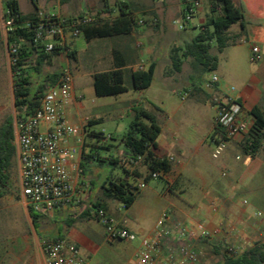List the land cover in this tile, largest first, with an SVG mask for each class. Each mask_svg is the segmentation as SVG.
Instances as JSON below:
<instances>
[{
    "label": "crops",
    "instance_id": "crops-1",
    "mask_svg": "<svg viewBox=\"0 0 264 264\" xmlns=\"http://www.w3.org/2000/svg\"><path fill=\"white\" fill-rule=\"evenodd\" d=\"M70 1L72 0L63 3V0H46V2H56L59 12L49 14L45 11V13L67 20L77 19L86 13L83 11L72 14L64 11L63 8L68 6ZM201 1L202 6L191 21L198 19L200 28L205 25L211 14L210 0ZM104 2V8L96 9L97 14L94 22L84 27L99 28L111 25L115 21V28L118 29V32L115 35L96 37L91 31L87 33L83 29V34L70 40L68 44L69 50L76 53V60L72 61L67 53L58 52L54 55L51 64V67L57 70L70 68L72 71L74 98L67 108L66 115L72 124L79 125L82 129H85L91 120L102 119L103 123L106 116H110V114H103L107 111L103 112L100 110L101 108L95 107L97 111L93 116L83 117L86 106L82 98L76 96L77 68H74L71 63L78 66L82 62V56L90 52L89 58L93 66L106 65V70L101 72L120 67L124 72L125 85L127 78L131 80L132 90L136 92L137 97L123 99L118 103L119 106L115 109L114 117L116 120L121 117L118 115L121 112L132 113L134 116L135 107H142L144 104L143 96L152 85L145 90H136L133 75L137 72V65L141 63L145 64L146 71L152 64H155L157 69L156 54L161 48V44L152 37L149 38L148 46L144 50L142 45L139 46L137 31L144 26L139 25L138 21L145 20V18L137 17L133 3L117 1L115 10L110 11L106 9L108 4L105 0ZM118 2L129 5L125 9L126 16L123 15ZM234 2L242 6L246 12L247 30L244 34L239 30L232 35L230 32L229 34L233 37L245 36L253 45L259 46L263 53V60L260 62L263 64L261 68L264 69V0H234ZM37 3L39 11L42 12L43 8L39 6L40 0ZM206 4L209 13L204 11ZM181 5H183L182 2H179L171 5L170 8L175 10L178 16H182L185 7L179 12ZM167 7V4L153 5L145 7L142 12L145 15L152 14L160 23L158 12L163 16ZM33 11L34 6L32 10L22 12L31 14ZM129 14L134 17L133 21L129 20ZM105 40H109L111 45L109 44L108 48L106 46V49H100V44ZM188 43L190 42L184 41L183 44L174 47L179 49L182 60V66L179 70L174 67V73L180 74L185 71L187 66H191L198 75L194 77L190 74L187 84H181L188 86L182 96L185 103L170 111L157 106L150 111L144 107L156 116L162 128L158 138V154L168 158L171 164L170 172L162 173L158 180H148L147 186L139 191L136 201L129 208L119 201L105 200L103 188L108 184L109 179L122 177L124 173L120 167L113 168L105 163L101 166H110L109 173L88 176L87 166L98 164L90 155L96 152L101 154L102 151L99 150L102 146L96 144L95 138L90 137L91 142L86 138L84 144H79V156L77 157L83 173L81 177L74 179V185L83 206L81 204L72 205L54 212L36 215L38 220L34 225L31 212L20 200L16 206L21 208L20 211L29 225V229L21 235L20 242L3 245L0 250V264H46L42 250V239L46 237L66 239L77 245L82 255L91 264H137L136 253L140 247L141 239L153 233L158 220L165 214L169 216V226L175 222L191 226L198 223L205 225L210 233L209 238L204 239L196 235L189 240L200 254L202 264L222 262L227 255L226 248L229 244L238 247V243L243 240L244 244H248L251 248L259 243V238L254 236L260 234L264 229V217L257 218L255 214L258 211L264 212V141L262 147L254 155H248L243 147L244 137H238L229 142L227 150L222 156L218 158L213 156L211 138L215 130L217 104L219 100L229 94L222 90L219 82L211 88L208 87L211 80L203 79L205 72L214 73L218 70V66L216 70L208 71L200 66L193 57L183 56L182 49ZM172 50L171 63L173 64ZM217 51V47L212 45V54L216 55ZM144 55L148 57L146 62H143ZM101 72L97 70L89 72L88 75L93 78V84L94 76ZM166 83L173 91H175L176 85H180L176 80L170 79H167ZM127 88V92L115 97L130 93L131 88L128 86ZM232 97L241 100L245 109L250 113L256 106L264 107V76H254L249 84ZM188 99H191L192 103L187 104ZM202 108L206 110L210 108L214 110V113L207 114ZM95 126L90 127L89 131L96 132L93 130ZM114 139L115 144L109 145L115 149V157H120L125 153L120 142L121 138L113 137ZM108 146L103 148L107 151L104 152L113 156V149L108 150ZM131 171L137 175V178H130V182L135 185L144 182L149 174L148 166L143 158H139L134 163ZM101 201L106 203L107 213L117 223L136 235L135 241L109 240L106 228L98 220L95 212V203ZM244 201H248V204H244ZM59 223L65 224V230L61 229ZM179 242L177 234L174 233L170 246L166 247L164 256L168 255L170 247L177 246Z\"/></svg>",
    "mask_w": 264,
    "mask_h": 264
},
{
    "label": "built area",
    "instance_id": "built-area-1",
    "mask_svg": "<svg viewBox=\"0 0 264 264\" xmlns=\"http://www.w3.org/2000/svg\"><path fill=\"white\" fill-rule=\"evenodd\" d=\"M185 7L181 20L174 23L179 30H185L195 14L202 6L201 0H181ZM96 14L86 12L74 20L60 16L39 13V21L33 27L35 39L46 53H69V41L83 34L82 27L94 22ZM144 25V20L138 21ZM7 35L14 31L13 23L5 19ZM27 27H32L29 22ZM11 53H17L18 45L9 47ZM263 53L259 46L252 45L250 61L260 63ZM144 63L137 65V71H144ZM55 85L45 92L40 107L31 115L16 121L14 124L15 146L20 173L21 200L33 215L54 212L57 209L79 205L81 198L75 188V177H81L83 171L77 158L79 144H84L88 134L85 129L72 124L66 111L74 98V77L70 68H62ZM219 82L217 75H212L208 87H214ZM253 116L239 100L226 96L217 104L215 130L211 138L213 156L218 158L227 150L231 140L248 135ZM217 130V131H216ZM217 132V133H215ZM102 133V132H100ZM104 140L111 139L104 133ZM102 141V142H103ZM163 172H155L151 179L158 180ZM147 182L136 185L138 190L144 189ZM248 204V201H244ZM217 211V209H214ZM96 216L106 228L111 241H135L136 235L129 229L117 223L104 209L95 208ZM257 218L264 217L263 211H258ZM169 216L163 215L157 222L153 233L141 239L136 253L137 264H202L200 254L190 243L196 235L209 238L210 233L203 223L191 226L181 222L168 225ZM176 233L179 244L170 247L168 255L164 256L173 234ZM42 250L46 264H91L85 258L80 248L66 239H42ZM246 250L236 246L226 248L227 255L240 256Z\"/></svg>",
    "mask_w": 264,
    "mask_h": 264
},
{
    "label": "trees",
    "instance_id": "trees-1",
    "mask_svg": "<svg viewBox=\"0 0 264 264\" xmlns=\"http://www.w3.org/2000/svg\"><path fill=\"white\" fill-rule=\"evenodd\" d=\"M31 1L34 11L31 14H24L19 0H2L6 8L5 19L11 20L14 27V31L8 35V45L10 48L14 44L18 45L17 53H11L15 106L20 111L18 120L33 114L40 107L41 99L45 92L48 88L55 85L59 77L58 73L47 74L44 80L36 83L33 81L34 75L29 71L32 68L36 73H41L45 66H51L54 55L58 53L56 51L46 53L42 50L40 43L36 42L33 27L39 21L40 11L38 0ZM66 1L63 0V3ZM117 4L123 15L126 16L125 9L129 5L123 2H118ZM210 5L211 14L202 27V32L182 50L184 57H193L205 70L214 71L218 66V58L211 52L212 43L216 42L219 51L230 45L237 44L239 36H231L229 30L233 25L239 24L244 34L247 30V21L244 8L237 5L234 0H210ZM129 17L130 21L134 20L131 14H129ZM29 22L32 23V27H27ZM82 29L87 33L91 31L93 36L96 37L115 35L118 32V29L115 28V21L111 25H104L99 28L93 26L89 28L82 27ZM67 49L69 50L68 46ZM179 52L177 48L172 50L173 64L177 70L182 66ZM68 54L72 61L76 60L74 51L69 50ZM155 70L156 66L152 64L147 71L135 72L133 75L135 89L145 90L149 88L154 81ZM94 90L97 97L116 96L127 92L128 88L125 85L123 70L119 67L97 73L94 76ZM239 103H242L241 100H239ZM251 114L254 118L253 124L248 135L243 138L244 151L248 155H254L262 147L264 141V107L256 106L251 110ZM101 123L102 119L91 120L85 127L88 136L95 138L97 143H101L104 140L103 134L91 132L89 128ZM161 132L162 128L156 116L144 107L138 106L134 109V116L128 130L120 139L125 153L120 157L110 156L109 160L104 159L98 152L90 155L100 165L107 163L113 168L120 167L123 170L124 176L109 179L108 184L103 188L105 200L119 201L126 208L134 204L139 190L134 183L130 182L131 177L137 178V175L132 173L131 168L139 158L144 159L149 169V174L145 178L146 182L151 180V175L155 172H163L165 174L170 172V161L167 157L158 154V138ZM111 139L113 140V136H111ZM14 141V120L9 117L0 127V185L5 188L9 184L10 170L17 158V149ZM110 146L107 148H110ZM101 148L106 147L102 146ZM4 195L5 192L0 191V197ZM94 206L107 212L105 202H97ZM32 218L34 225H36L38 216L32 214ZM212 264H264V244L256 243L240 256L231 257L226 255L222 262Z\"/></svg>",
    "mask_w": 264,
    "mask_h": 264
},
{
    "label": "rangeland",
    "instance_id": "rangeland-1",
    "mask_svg": "<svg viewBox=\"0 0 264 264\" xmlns=\"http://www.w3.org/2000/svg\"><path fill=\"white\" fill-rule=\"evenodd\" d=\"M117 1H127L133 3L135 10L137 12L138 18H145L144 27L137 31L138 38L137 42L142 45V49L148 46L149 38L152 37L161 44V48L156 54L157 59V69L155 72L154 81L152 87L146 91L143 96L144 104L142 107L148 110H153V107L157 106L164 110H172L178 105H182L185 102L182 96L185 93L188 86L181 85L189 79V75H194L197 77V73L192 70L193 67L187 66L185 71L180 74L174 73V64L171 63V50L178 45L185 42H191L195 37H197L201 32L202 28L199 27V20L190 22L188 29L179 30L178 26L174 23L176 20H181L182 16H178L176 11L170 8L171 5L178 4L181 0H106L108 4L107 10L114 11L116 8ZM22 11L27 12L33 9L31 0H19ZM167 4L168 7L164 12L163 16L161 13L159 15L160 23L158 22L152 14L145 15L142 10L149 6H163ZM39 6L44 14L45 11L49 14H57L59 12V6L56 2H46V0H40ZM104 8V0H72L68 2V6L64 7V11L69 13L77 12H90L96 13L97 8ZM184 10V5L179 6V12ZM5 11L6 8L3 5L2 0H0V127L6 121L7 118L12 117L14 124L18 121V115L20 111L17 110L15 106V95H14V82L11 72V55L8 45V35L5 31ZM204 11L209 13L208 5L204 6ZM241 31L239 24H235L231 27L229 32L234 34L235 32ZM111 45L109 40H105L100 44V49H106ZM217 47L216 42L212 44ZM253 43L247 39L245 36H239L238 43L235 45H230L222 51H217L215 54L218 58V70L214 73L205 72L203 74V79L210 81L212 75H217L219 78V83L221 84L222 90L229 94L227 96H235L240 89L245 85L249 84L254 76H264V69H262V63H253L250 61L251 57V47ZM90 52L82 56V62L77 66L72 64L76 69L77 78L76 83V96L82 98L84 105L86 106V111L83 113V117H90L97 111L95 107L101 108L100 110L107 113L103 123L96 125L93 130L96 132H102L107 137L113 136L114 138H121V136L128 130L129 124L133 119V114L128 112H121L119 119L115 120V109L118 108V103L123 99H130L137 97L136 92L132 90V82L127 78L126 85L131 88L130 93L122 95L120 97L109 96V97H97L94 90L93 78L89 77V72L93 70L104 71L106 70V65L99 64L93 66L89 58ZM148 57L143 56V62H146ZM30 69V68H28ZM61 70V69H60ZM57 70L51 66H45L41 73H36L32 68L29 70L33 75V81L36 83L41 82L45 79L47 74L59 73ZM202 74V73H201ZM176 80L178 84L176 85L175 91L167 86L166 80ZM187 104L192 103L191 99L186 101ZM207 114H213L214 110L204 109ZM75 125V124H74ZM80 127L79 125H75ZM89 141L91 140L87 136ZM91 142V141H90ZM115 139H108L101 143H97L101 146H108L109 144H115ZM104 159L109 160L111 155H108L105 149L100 148ZM113 149V157H115V149ZM106 151V152H104ZM111 166V165H110ZM102 167L101 165L87 166V175L97 176L98 174H107L111 167ZM0 191H4L5 195L0 197V250L3 245L10 244L12 242L17 243L21 241V235L26 233L29 229V225L26 223L20 209L16 205L20 202V173L18 160L14 162L13 167L10 170V180L8 186L2 187L0 185ZM83 206V203H80ZM79 204V205H80ZM62 230H65V224L59 223ZM243 237V236H242ZM254 237L259 238V243L264 244V229H262L260 234ZM229 246H233L229 244ZM242 250L249 249L248 244H244L243 240L237 245ZM228 247V245H227ZM210 252V250H209Z\"/></svg>",
    "mask_w": 264,
    "mask_h": 264
}]
</instances>
